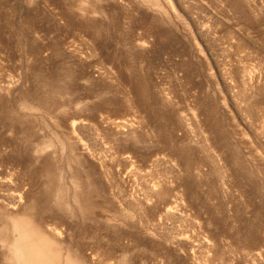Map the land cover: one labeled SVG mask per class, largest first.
<instances>
[{
  "label": "rangeland",
  "instance_id": "1",
  "mask_svg": "<svg viewBox=\"0 0 264 264\" xmlns=\"http://www.w3.org/2000/svg\"><path fill=\"white\" fill-rule=\"evenodd\" d=\"M0 264H264V0H0Z\"/></svg>",
  "mask_w": 264,
  "mask_h": 264
}]
</instances>
